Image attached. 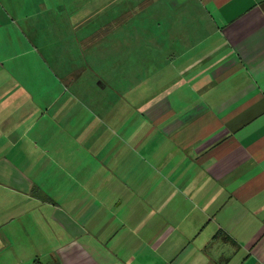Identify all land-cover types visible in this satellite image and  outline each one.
Here are the masks:
<instances>
[{
    "label": "crops",
    "instance_id": "crops-1",
    "mask_svg": "<svg viewBox=\"0 0 264 264\" xmlns=\"http://www.w3.org/2000/svg\"><path fill=\"white\" fill-rule=\"evenodd\" d=\"M0 184L54 264H264V0H0Z\"/></svg>",
    "mask_w": 264,
    "mask_h": 264
},
{
    "label": "rangeland",
    "instance_id": "rangeland-1",
    "mask_svg": "<svg viewBox=\"0 0 264 264\" xmlns=\"http://www.w3.org/2000/svg\"><path fill=\"white\" fill-rule=\"evenodd\" d=\"M134 27L138 29V24L127 26L131 34L134 33ZM115 43L109 41L108 48L112 50L111 46ZM120 44L121 67L129 71H133L134 68L138 70V40L122 41ZM45 189L47 195L42 192L39 194L36 189L31 196H24L17 192L12 193L0 184V264H54L50 262L55 259L49 247L65 243L67 240V238L63 240L60 234L55 236L59 227L54 217L56 210L54 204H59V208L71 216L75 212H72L67 201L55 200L53 184H46ZM45 198L49 200H44ZM8 199L9 203L13 200L15 204L14 214L12 212L8 214ZM8 226L14 232H8ZM80 241L85 245L83 239Z\"/></svg>",
    "mask_w": 264,
    "mask_h": 264
}]
</instances>
